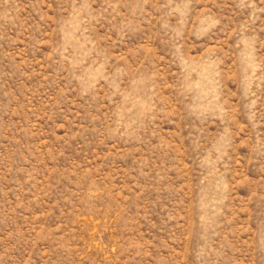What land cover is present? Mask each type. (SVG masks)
I'll use <instances>...</instances> for the list:
<instances>
[{
  "label": "rangeland",
  "instance_id": "1",
  "mask_svg": "<svg viewBox=\"0 0 264 264\" xmlns=\"http://www.w3.org/2000/svg\"><path fill=\"white\" fill-rule=\"evenodd\" d=\"M0 264H264V0H0Z\"/></svg>",
  "mask_w": 264,
  "mask_h": 264
}]
</instances>
